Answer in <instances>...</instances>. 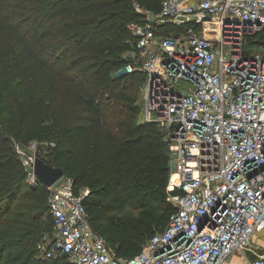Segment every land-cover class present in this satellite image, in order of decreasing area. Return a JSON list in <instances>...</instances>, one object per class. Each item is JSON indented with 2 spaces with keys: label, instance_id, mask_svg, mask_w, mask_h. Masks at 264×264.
I'll return each instance as SVG.
<instances>
[{
  "label": "built area",
  "instance_id": "2783aa9c",
  "mask_svg": "<svg viewBox=\"0 0 264 264\" xmlns=\"http://www.w3.org/2000/svg\"><path fill=\"white\" fill-rule=\"evenodd\" d=\"M127 28L134 42L124 69L147 76L140 112L159 123L168 142L174 211L138 254L117 257L91 227L89 188L77 190L64 174L46 188L54 232L38 242V256L66 255L75 264H226L239 254L245 264H264L253 245L264 230V52H245L247 37L264 35V0H163L157 13ZM13 142L27 181L39 182L33 163L46 149L30 141L27 153Z\"/></svg>",
  "mask_w": 264,
  "mask_h": 264
},
{
  "label": "trees",
  "instance_id": "16d2710c",
  "mask_svg": "<svg viewBox=\"0 0 264 264\" xmlns=\"http://www.w3.org/2000/svg\"><path fill=\"white\" fill-rule=\"evenodd\" d=\"M162 1L0 0V264H75L66 255L38 256V242L54 232L48 191L27 181L13 142L48 140L49 129L34 119L57 93L76 106L61 126L71 145L39 157L77 190L89 188L84 205L93 230L129 259L166 227L174 211L168 142L158 122L138 120L137 98L126 93L133 85L139 93L144 74L124 69L134 42L127 24L144 19L133 3L157 13ZM246 41L264 52L263 34Z\"/></svg>",
  "mask_w": 264,
  "mask_h": 264
},
{
  "label": "rangeland",
  "instance_id": "374dc122",
  "mask_svg": "<svg viewBox=\"0 0 264 264\" xmlns=\"http://www.w3.org/2000/svg\"><path fill=\"white\" fill-rule=\"evenodd\" d=\"M249 48L251 51H261L263 52L262 47H254L251 46L249 47L248 42H245V49ZM142 78H147L146 75H142ZM142 85H140L139 88V93L136 92V87L133 85L132 88L128 89L126 91L127 95L129 98H137L136 103L140 105L141 108V94H142ZM44 94L45 92H41L40 90L37 92V94ZM48 99V98H47ZM49 99L50 101V107H47L43 105L42 108H38V116L36 119V123L43 127H47L49 129V138L46 142H42V145L44 146L45 149L47 147H52V145L57 146L58 143L64 142L67 144L71 145V141L68 140L67 138L63 137L61 134V126L67 123V121L71 118L72 112L75 110L76 106L72 100L71 97L64 95L62 93H57L56 95H52ZM45 103V101L43 102ZM46 104V103H45ZM6 114L2 113L0 116L1 119H5ZM33 120V114H29L26 116L23 120L25 125H28L32 122ZM138 120H143L142 113L138 115ZM100 135V132H99ZM51 142V144H49ZM22 146V145H21ZM26 147V144L25 146ZM41 149V147H40ZM42 151H45L41 149ZM71 151V148H70ZM26 152L30 153L29 149L26 147ZM133 213H137L135 211H132ZM253 245L257 251L262 252L264 248V234L260 233L257 236L254 237L253 239Z\"/></svg>",
  "mask_w": 264,
  "mask_h": 264
},
{
  "label": "water",
  "instance_id": "95a60500",
  "mask_svg": "<svg viewBox=\"0 0 264 264\" xmlns=\"http://www.w3.org/2000/svg\"><path fill=\"white\" fill-rule=\"evenodd\" d=\"M140 15L145 18H149L151 12L146 9H140L138 11ZM34 174L38 181L45 187L52 186L59 178L64 175L63 170L60 167H53L45 163L42 159L37 158L33 163Z\"/></svg>",
  "mask_w": 264,
  "mask_h": 264
},
{
  "label": "crops",
  "instance_id": "0c3cea01",
  "mask_svg": "<svg viewBox=\"0 0 264 264\" xmlns=\"http://www.w3.org/2000/svg\"><path fill=\"white\" fill-rule=\"evenodd\" d=\"M262 233L264 234V230L261 232V234ZM258 234H260V233H258ZM258 234H256L255 236H257ZM257 252H259V251H257ZM259 253H264V248H263L262 252H259ZM245 262H246V257H243L239 254H236V255H233L232 257H230L226 264H245Z\"/></svg>",
  "mask_w": 264,
  "mask_h": 264
}]
</instances>
